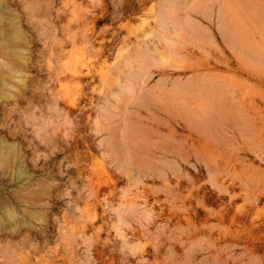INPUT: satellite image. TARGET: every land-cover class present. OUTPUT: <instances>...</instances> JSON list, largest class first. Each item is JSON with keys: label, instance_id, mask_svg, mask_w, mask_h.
<instances>
[{"label": "rangeland", "instance_id": "obj_1", "mask_svg": "<svg viewBox=\"0 0 264 264\" xmlns=\"http://www.w3.org/2000/svg\"><path fill=\"white\" fill-rule=\"evenodd\" d=\"M0 264H264V0H0Z\"/></svg>", "mask_w": 264, "mask_h": 264}]
</instances>
